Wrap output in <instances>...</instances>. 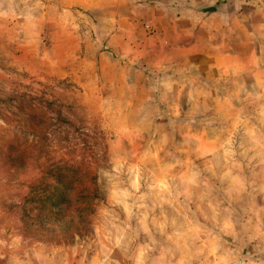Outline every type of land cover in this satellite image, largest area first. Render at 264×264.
Wrapping results in <instances>:
<instances>
[{
  "label": "rangeland",
  "instance_id": "obj_1",
  "mask_svg": "<svg viewBox=\"0 0 264 264\" xmlns=\"http://www.w3.org/2000/svg\"><path fill=\"white\" fill-rule=\"evenodd\" d=\"M74 1L0 0V264H264V0Z\"/></svg>",
  "mask_w": 264,
  "mask_h": 264
},
{
  "label": "crops",
  "instance_id": "obj_2",
  "mask_svg": "<svg viewBox=\"0 0 264 264\" xmlns=\"http://www.w3.org/2000/svg\"><path fill=\"white\" fill-rule=\"evenodd\" d=\"M106 1L109 4L108 7L111 8L112 11L114 10L115 11L114 13L116 15L118 14V11H120L122 9L124 11L125 10L129 11L128 13H132V11H133L132 4L129 1H127V0H106ZM71 4H73V3H71ZM74 4H76L78 6H82L85 9L94 8V7L98 6V3H94V2H92V0H75ZM100 5H101V3H100ZM124 11H123V13H124ZM133 12H135V14H136L135 18H136V38H137V35L141 32V28H139L140 19L147 18V17H155V18H157L156 17L157 13L155 11H153V10L152 11L151 10L150 11H146L140 5H137V4H136V10H134ZM163 12H165V11H163ZM128 13H126V14L124 13V15H123L124 16V18H123L124 21H126V20L130 21V19H128V17H127L128 15H130ZM158 18H162L165 23L169 24V26H171V23L176 24V20L173 19V17H171V16L163 14V15H161ZM131 19L132 20L134 19L133 15H132ZM117 33H120L118 35H120L121 38H126V37L129 36V33L128 34L126 33V29L122 30L121 32H117ZM136 41H137V39H136ZM137 45H138V43L136 42V46Z\"/></svg>",
  "mask_w": 264,
  "mask_h": 264
}]
</instances>
